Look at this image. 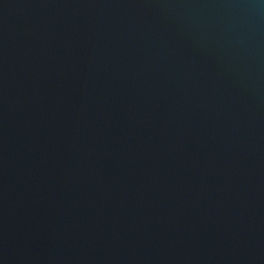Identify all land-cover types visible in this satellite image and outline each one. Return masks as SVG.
I'll return each instance as SVG.
<instances>
[{
  "label": "water",
  "instance_id": "water-1",
  "mask_svg": "<svg viewBox=\"0 0 264 264\" xmlns=\"http://www.w3.org/2000/svg\"><path fill=\"white\" fill-rule=\"evenodd\" d=\"M0 264H264V0H0Z\"/></svg>",
  "mask_w": 264,
  "mask_h": 264
}]
</instances>
